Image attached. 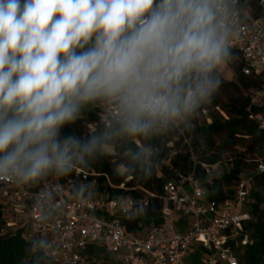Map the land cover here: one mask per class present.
<instances>
[{"label":"clouds","instance_id":"obj_1","mask_svg":"<svg viewBox=\"0 0 264 264\" xmlns=\"http://www.w3.org/2000/svg\"><path fill=\"white\" fill-rule=\"evenodd\" d=\"M249 0H0V181L68 173L99 137L66 133L117 103L147 136L220 87L231 14Z\"/></svg>","mask_w":264,"mask_h":264},{"label":"trees","instance_id":"obj_2","mask_svg":"<svg viewBox=\"0 0 264 264\" xmlns=\"http://www.w3.org/2000/svg\"><path fill=\"white\" fill-rule=\"evenodd\" d=\"M233 59L219 71L222 81L212 97L202 101L190 113L161 124L147 136L128 135L120 130V121L110 127L99 123L103 100L85 108L80 118L66 133L74 132L82 138L99 137L98 147L91 154L76 158L68 173L51 171L45 176L27 182L34 188L58 176L65 186H74L80 194L78 170H89L91 194L105 199L129 198L136 201L134 215L123 218L126 233H150L151 226L163 224L161 216L164 186L179 176L195 175L205 190L208 201L234 198L241 177L251 174L253 185L248 198L251 219L244 224V235L232 248L240 264H264V173L257 172L264 162V130L255 119L264 112L253 104V96L264 87V79L244 73L242 52L233 48ZM202 121V122H201ZM91 126H96L91 130ZM163 128V129H161ZM178 139L169 146L168 139ZM113 149L114 154L103 153V148ZM211 153L206 158V152ZM228 157V167L221 172L207 175L203 165L220 167ZM125 172H120L119 168ZM87 173V172H86ZM94 183L95 188H91ZM149 200L142 209L139 202ZM8 207L0 202V264H51L45 242L39 237L27 238L28 227L10 228ZM248 235L252 244L242 246ZM88 264L103 260L116 264L101 248H89L85 253ZM195 259L197 255H194Z\"/></svg>","mask_w":264,"mask_h":264},{"label":"built area","instance_id":"obj_3","mask_svg":"<svg viewBox=\"0 0 264 264\" xmlns=\"http://www.w3.org/2000/svg\"><path fill=\"white\" fill-rule=\"evenodd\" d=\"M247 8H257L258 13L248 17L243 12ZM230 25L231 46L242 52L244 73L264 79V0H249V6L235 10ZM253 104L264 108V87L253 96ZM120 119L117 103L103 100L99 123L110 127ZM255 119L264 130V112ZM203 169L209 175L217 167L203 165ZM257 172L264 173V162ZM77 175L87 194L63 185L58 176L38 188L11 177L0 181V202L8 207L7 226L28 227L27 238L39 236L51 264H88L85 253L91 247L103 248L116 264H240L232 243L238 245L244 224L251 219V174L241 177L234 198L223 201H208L195 175L168 181L162 199L163 224L152 225L148 234H128L123 226L122 219L137 210L135 200L97 197L91 194L88 173L78 170ZM138 204L147 208L149 200ZM248 244L252 243L245 235L241 245Z\"/></svg>","mask_w":264,"mask_h":264},{"label":"rangeland","instance_id":"obj_4","mask_svg":"<svg viewBox=\"0 0 264 264\" xmlns=\"http://www.w3.org/2000/svg\"><path fill=\"white\" fill-rule=\"evenodd\" d=\"M223 71H224L226 74L229 73V71H228V69L226 68V66H223ZM201 122H202V121H201ZM161 129H163V128H161ZM177 139H178V137H176L175 139H168L169 141H171V143L169 144V146H173V142H175ZM205 152H206V158H210V157H211V153H210V152H207V151H205ZM103 153H104V154H108V155H112V154H114L113 149H112V148H109V147H105V148H103ZM77 158H78V160L81 161V162L84 161V159H83L82 156H78ZM228 164H229V162H228V157H225V158L223 159V165L220 166V167H217L216 170H218V172H221V171H223L224 169H227ZM84 171H86L87 173L90 172L89 170H86V169H84ZM119 171H120V172H125V169L121 167V168H119ZM94 186H95V185H94V183H93V184L91 185V188H95ZM97 264H109V263H108V262H105V261H103V260H98V261H97Z\"/></svg>","mask_w":264,"mask_h":264},{"label":"crops","instance_id":"obj_5","mask_svg":"<svg viewBox=\"0 0 264 264\" xmlns=\"http://www.w3.org/2000/svg\"><path fill=\"white\" fill-rule=\"evenodd\" d=\"M244 14L248 17H254L258 13L257 8H247L243 10Z\"/></svg>","mask_w":264,"mask_h":264}]
</instances>
